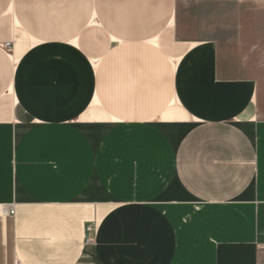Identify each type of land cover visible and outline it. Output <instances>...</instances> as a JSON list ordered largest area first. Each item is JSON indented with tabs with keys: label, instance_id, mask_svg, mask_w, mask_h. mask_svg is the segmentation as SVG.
<instances>
[{
	"label": "crops",
	"instance_id": "obj_1",
	"mask_svg": "<svg viewBox=\"0 0 264 264\" xmlns=\"http://www.w3.org/2000/svg\"><path fill=\"white\" fill-rule=\"evenodd\" d=\"M0 203V264H264V3L0 0Z\"/></svg>",
	"mask_w": 264,
	"mask_h": 264
},
{
	"label": "built area",
	"instance_id": "obj_2",
	"mask_svg": "<svg viewBox=\"0 0 264 264\" xmlns=\"http://www.w3.org/2000/svg\"><path fill=\"white\" fill-rule=\"evenodd\" d=\"M2 48L7 52L11 53L13 51V41H5L1 44ZM15 215V205L13 203H0V218L5 216ZM94 227L92 225H87L85 230V241L87 244L94 243V237H92Z\"/></svg>",
	"mask_w": 264,
	"mask_h": 264
},
{
	"label": "rangeland",
	"instance_id": "obj_3",
	"mask_svg": "<svg viewBox=\"0 0 264 264\" xmlns=\"http://www.w3.org/2000/svg\"><path fill=\"white\" fill-rule=\"evenodd\" d=\"M262 2L264 3V0H253L254 8L257 7V9H260Z\"/></svg>",
	"mask_w": 264,
	"mask_h": 264
},
{
	"label": "bare ground",
	"instance_id": "obj_4",
	"mask_svg": "<svg viewBox=\"0 0 264 264\" xmlns=\"http://www.w3.org/2000/svg\"><path fill=\"white\" fill-rule=\"evenodd\" d=\"M12 53V52H11Z\"/></svg>",
	"mask_w": 264,
	"mask_h": 264
}]
</instances>
